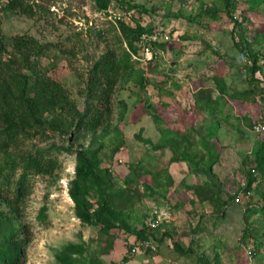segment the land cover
Segmentation results:
<instances>
[{
	"label": "rangeland",
	"instance_id": "1",
	"mask_svg": "<svg viewBox=\"0 0 264 264\" xmlns=\"http://www.w3.org/2000/svg\"><path fill=\"white\" fill-rule=\"evenodd\" d=\"M26 1L34 15L2 12L6 39L10 44L28 34L49 43L35 61L37 71L66 87L81 111L94 61L110 48L120 50L119 17L153 28L157 44L149 58L139 43L135 69L119 79L96 132L48 129L20 145L50 150L60 161L53 173L32 175L19 212L0 196L2 216L21 228L20 264H60L68 244L84 249L67 253L73 264H264V213L253 210L264 206V175L249 183L264 139L255 128L264 123V0H125L150 10L142 14L99 11L95 0ZM233 35L259 54L254 78L245 73ZM65 147L102 148L112 207L134 229L148 227L154 208L171 207L170 224L149 233L156 252H131L138 239L125 229L106 234L81 222L69 192L77 154ZM183 151L198 170L181 158Z\"/></svg>",
	"mask_w": 264,
	"mask_h": 264
},
{
	"label": "trees",
	"instance_id": "2",
	"mask_svg": "<svg viewBox=\"0 0 264 264\" xmlns=\"http://www.w3.org/2000/svg\"><path fill=\"white\" fill-rule=\"evenodd\" d=\"M95 5L97 10L104 12L112 7L122 9L127 14L134 10L139 14L150 12L144 5L125 0H95ZM4 10L34 15L37 9L26 0H0V154L6 156L0 158V196L17 213L24 199L32 192V175L50 174L60 166L59 158L52 151H24L20 145L32 137L46 134L48 129L64 132V128L73 126L76 131L96 132L104 124L105 115L111 109L112 96L119 79L135 69L136 61L132 57L140 49L139 43H143V36L152 35L154 31L138 19H133L134 26L121 17L116 20L120 31L117 36L120 50L110 48L94 61L85 88L87 104L81 111L66 87L37 71L35 61L49 50V43H42L28 34H19L9 44L2 30ZM233 36L235 45L243 55L245 73L254 78L261 68L259 54L252 49H244L236 35ZM150 42L152 45L157 44L153 40ZM225 90L222 88V96L226 95ZM217 128L215 125L213 130ZM210 129L213 137L215 134ZM258 142L255 150L257 165L249 173L250 184L264 175V139ZM101 149L73 150L65 147V150L77 154L75 178L69 191L75 203L76 216L82 223L99 227L106 234L122 228L135 234L138 240L149 239V227L134 229L114 211L108 171L101 166L99 157ZM182 154L181 158L187 160L194 171L199 169L198 161L189 153L183 151ZM218 154L216 151L211 154L208 166L216 162ZM253 210L264 213V206ZM45 216L42 212L43 219ZM0 232V264H20L23 249L21 228L14 225L9 217L2 216V211ZM76 248L74 244L66 245L65 249L69 251L58 255L60 264H73L67 253L84 251ZM179 250L184 254L193 253L190 248ZM129 259V256H125L123 262Z\"/></svg>",
	"mask_w": 264,
	"mask_h": 264
},
{
	"label": "built area",
	"instance_id": "3",
	"mask_svg": "<svg viewBox=\"0 0 264 264\" xmlns=\"http://www.w3.org/2000/svg\"><path fill=\"white\" fill-rule=\"evenodd\" d=\"M154 33L152 35H144L143 36V50L146 52L149 58L153 57V53L156 52L154 50V46L152 45L151 40L155 41ZM256 130L264 132V123L258 122L255 125ZM173 211L170 206L164 207H156L152 210L150 214V219L147 223L149 229H157L159 227L168 226L170 222L173 220ZM156 252L157 246L150 239H140L136 241L131 246V252Z\"/></svg>",
	"mask_w": 264,
	"mask_h": 264
}]
</instances>
